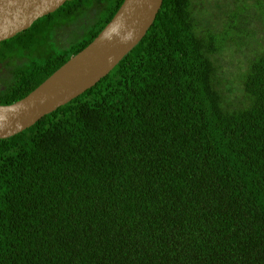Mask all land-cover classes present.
I'll use <instances>...</instances> for the list:
<instances>
[{"label":"trees","instance_id":"obj_1","mask_svg":"<svg viewBox=\"0 0 264 264\" xmlns=\"http://www.w3.org/2000/svg\"><path fill=\"white\" fill-rule=\"evenodd\" d=\"M122 0H66L0 41V105L87 45ZM162 0L91 87L0 139V264H264V51L227 109L212 63L223 30ZM95 14L65 48V25Z\"/></svg>","mask_w":264,"mask_h":264},{"label":"water","instance_id":"obj_2","mask_svg":"<svg viewBox=\"0 0 264 264\" xmlns=\"http://www.w3.org/2000/svg\"><path fill=\"white\" fill-rule=\"evenodd\" d=\"M66 0H0V41L26 29ZM162 0H122L82 49L22 98L0 105V139L31 126L104 76L144 35Z\"/></svg>","mask_w":264,"mask_h":264},{"label":"rangeland","instance_id":"obj_3","mask_svg":"<svg viewBox=\"0 0 264 264\" xmlns=\"http://www.w3.org/2000/svg\"><path fill=\"white\" fill-rule=\"evenodd\" d=\"M190 13L195 31L216 33L226 26V33L240 38L237 45L226 39L223 47L214 54L212 63L220 80L218 88L223 104L232 109L243 102L239 75L254 54L264 51V0H190ZM95 14L81 16L65 25L54 36L58 48H65L79 38ZM1 87V86H0Z\"/></svg>","mask_w":264,"mask_h":264}]
</instances>
